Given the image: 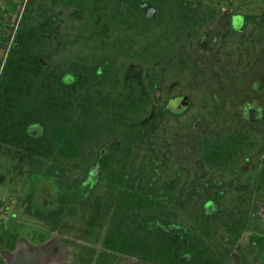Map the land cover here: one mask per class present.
Returning a JSON list of instances; mask_svg holds the SVG:
<instances>
[{"label": "flooded vegetation", "instance_id": "af4514ba", "mask_svg": "<svg viewBox=\"0 0 264 264\" xmlns=\"http://www.w3.org/2000/svg\"><path fill=\"white\" fill-rule=\"evenodd\" d=\"M144 9L147 12V8ZM54 57L43 53L38 56L40 69L29 70L23 66L18 73L21 76L49 75L69 79L66 82L70 86H56L54 90L58 93L69 90L72 94L73 107L80 109L75 124L79 126L77 131L82 133L78 134L79 140L73 149L46 150L43 145L47 122L44 109H39L37 118L30 119L27 108L20 117L7 118L9 141L25 143L22 149H15L14 156L22 164L16 166V172L25 173L28 183L21 202L17 198L10 203L0 199V264H264V197L246 199L251 205V215L244 230L234 229L232 221L221 213V208L216 215L219 219L215 221L213 217L211 225L203 207L197 233L188 229L190 224L185 211L183 233H174L172 227L176 223L172 220L171 229L160 233L164 240L158 245L147 244L150 234L158 232L152 231L147 237V233L140 229L141 184L136 181V171L140 169L141 151L134 145L132 157L126 148L128 138L134 137L139 142L138 136L131 135L127 129L140 122V104L131 105L132 102L127 101L136 98L133 94L127 95V91H132L131 87L117 82L100 84L104 83V74L108 76L109 72H92L101 78L94 81L99 85L78 86L76 83L83 71L60 70L53 62ZM143 75L138 71L131 76L140 83L139 77ZM262 77L264 84V70ZM183 87V93L191 90L188 85ZM139 89L137 86L135 91ZM176 89L173 85L154 87L151 112L154 116L157 110L167 109L166 118L171 130L176 125L178 131V127L186 131L190 111L195 108L204 111L207 105L202 95L197 104H193L188 94L173 95ZM251 96L264 110V85L262 102L254 92ZM211 106L213 104L208 103V107ZM16 115L12 113V116ZM82 115L86 119L81 118ZM200 119L198 123H201ZM80 121L85 122L86 127ZM184 137L186 135L181 136L183 142ZM176 141L177 136L169 137L166 151L170 157L177 151ZM237 144L236 139L232 149L213 151L217 164L213 168L206 160L207 152H201L197 168L201 173L199 196H192L197 198L199 205L207 201L206 188L254 189L253 177L264 169V151L248 149L252 144L250 141L244 149L237 148ZM85 145H89L87 149L82 148ZM60 158H71V163ZM169 163L168 168L172 171L178 168L173 166V158ZM182 169L186 171L189 167ZM131 172L133 176H130ZM179 183L173 189L182 190L183 203H195L189 197L188 181L183 177ZM173 185L171 183V187ZM238 201L235 196L212 199L216 205H236ZM170 202L173 204L178 200ZM255 203L258 205L256 209L253 208ZM7 224H14V227L7 230ZM142 233L146 245H142ZM181 242L182 245L178 246L177 243Z\"/></svg>", "mask_w": 264, "mask_h": 264}, {"label": "trees", "instance_id": "16d2710c", "mask_svg": "<svg viewBox=\"0 0 264 264\" xmlns=\"http://www.w3.org/2000/svg\"><path fill=\"white\" fill-rule=\"evenodd\" d=\"M177 1L179 5L176 7L179 10L174 12L176 17L173 32L177 43H182L184 46L173 56L174 60H170V58L167 60V68L177 71L176 73L183 76L185 84L191 90L201 93L199 94L204 97L206 109L190 115L186 131L179 127L178 131L176 125L171 130L172 127L166 118L167 109L157 110L154 116L151 112L154 87L169 85L168 77L171 78L169 73L152 75L153 79L148 83L143 76L139 77L140 83L139 79L126 76L122 84L131 87L132 91H127V95L133 94L136 98L127 101H131V105L136 102L140 104V116L144 110L147 111L146 118L140 119V122L127 129L131 135L136 134L138 136L139 142L134 140V137L131 140L128 138L126 148L132 157L134 156V145H136L137 150L141 151L140 169L136 171L138 173L136 181L141 184L142 215L140 229L147 233V237L152 231L158 232L150 234V242L147 243L149 245H158L159 241L164 240L160 233H166L167 230L171 229L172 220L176 223L172 227L174 233H183L185 211H187L188 220L191 219L192 221L188 229L191 233H197L203 207L211 225H213L214 220L219 219L216 215L221 208V213L224 217L226 216L228 221H232L234 229L244 230L247 228L251 215V205L249 202L247 204L246 199L253 196L254 198L264 197V169H260L253 177V190H215L210 187L206 188L205 198L207 201L204 205H199L197 198H192V196L198 197V191H200L198 183L201 173L197 168H199L198 160L202 156L201 152H207L205 154L206 160L213 168L217 165L213 151L232 149L236 139L239 149H244L247 141H250L252 144L248 149L264 151V110L258 103L259 106L254 108L257 113L252 117L241 107L248 101L251 85L256 84L255 82L259 83V81L261 83L256 85L253 92L258 95L259 101L261 99L262 102L264 16L243 15V27L235 29L232 26L234 16L230 13L194 7L187 4V0ZM7 9L12 10L11 7ZM119 10L117 14L122 16L131 9L124 5L119 7ZM38 21L31 28L28 26V28L17 31L11 44H8L9 40L7 41L6 33L3 31L0 33V50H4V59L0 62V97L4 98V102H0V110H17V106L20 104L19 107L23 109L21 112L27 111V108L30 111L29 118H33L34 115L31 112L45 108L48 124L50 118H57L60 120V126L62 122V126L65 127V122L68 120L66 112L68 108L73 107L72 94L69 93V90L58 93L55 92L54 88L56 86H70L71 84L66 82L69 79L65 80L49 75L44 77L39 75L21 76L18 73V70H22L23 66L29 70L40 69L38 56L43 53L54 56L59 47L56 44L60 32L58 21L53 18V25H50L49 22ZM0 23H3L2 19H0ZM248 29L250 33L247 32ZM223 33L228 34V36L231 33L245 34V36L239 39L235 47L237 49L232 52L230 47H225L228 36ZM232 41L234 40L232 39ZM80 68L87 69L83 66ZM165 71L167 72V70ZM173 77L175 78V74ZM86 78V75L79 74L76 84L87 86L85 85ZM170 82L172 83V78ZM137 86H140V89L135 91ZM240 88L242 89L239 90ZM40 96L42 97L40 98ZM219 102H221L220 105L217 104ZM208 103H212L213 106L208 107ZM28 104L29 106L26 107ZM236 104L241 106L233 110L228 109L229 105L234 106ZM75 118L76 114L74 113L71 116L72 120L69 122L70 125L66 134L64 130L59 129L57 136L58 140L63 141L62 145L58 146L59 143L52 145L50 150L63 151L75 148V143L79 140L78 134L82 133V131H77L79 126L76 127ZM81 118L86 119L83 115ZM199 119L201 123H198ZM80 124L86 127L85 122L80 121ZM182 135H186L184 137L185 142L182 141ZM170 136L178 137V141L174 144L177 151L173 157L168 156L166 151ZM32 142L31 139L30 143ZM184 151H188V153L185 154ZM208 152L212 154H208ZM171 158L174 159L173 166L178 167L174 171L168 166ZM182 167H189V170L185 171ZM133 175L134 173L131 172L130 176ZM183 177L190 185L189 197L195 203L190 202L185 205L183 203L185 196L182 194V190L173 189L180 184L179 182L183 181ZM128 179L134 181L133 178ZM171 183H174L173 187H171ZM218 196L221 198L235 196L239 201L236 205L226 203L216 205L212 199L215 200ZM172 199L178 200V202L171 204ZM257 207L258 205L255 203L253 208L256 209ZM144 233H142V245H146ZM182 243H177V245H182Z\"/></svg>", "mask_w": 264, "mask_h": 264}, {"label": "rangeland", "instance_id": "374dc122", "mask_svg": "<svg viewBox=\"0 0 264 264\" xmlns=\"http://www.w3.org/2000/svg\"><path fill=\"white\" fill-rule=\"evenodd\" d=\"M144 2H150L157 8L154 19L147 17L146 9L141 8V4ZM187 4L208 11L230 13L234 16L235 29L243 27V15L264 16V0H187ZM124 5L129 6L131 10L120 16L117 12L120 11L119 7ZM178 5L177 0H0V19L3 22L0 23V33L5 32L7 41L9 40L8 44H11L17 31L28 28V26L29 28L33 27L38 20L53 25L52 19L55 18L59 23L60 32L56 43L59 47L55 51L53 62L60 70L83 71L87 77L85 83L87 86L99 85L94 81L101 78L92 75V72L98 70L109 72L108 76L104 74V83H100L101 85H112L113 82L121 85L126 76H131L138 71L144 73L143 77L146 83L153 79L152 75L169 73L172 83L169 77V82L167 80L166 82L169 83V87L171 85L177 87L176 90H173L174 92L171 91L172 94H188L193 104H197L199 100L201 101V95L192 90L183 93L182 91H185L183 86L186 85L183 76L176 73L177 71L167 68V60L169 58L174 60L173 56L184 46L182 43H177L173 32L176 17L174 12L179 10L176 7ZM8 7H11L12 10H8ZM251 27L253 26L251 25ZM247 32L250 33V30L248 29ZM223 34L228 36L226 33ZM243 36L245 34H229L225 47H230L234 52L237 49L235 48L237 42ZM3 51L0 50V62L4 59ZM47 51L49 52V49ZM81 66L87 69H81ZM165 70L167 72H164ZM255 83L249 88L248 101L244 105H229L228 109L233 110L241 106L250 114H256L257 110L254 108L259 105L251 94L256 85L261 82ZM0 102H4V98L0 97ZM18 105L20 106V104ZM19 106H17V110L13 111H5L2 108V111L0 110V199L6 203L16 200L21 202L27 191V175L16 172V166L22 164L14 156L15 149H22V145L25 143L9 141V126L6 122L7 118L20 117L23 109ZM39 111H33L34 118L38 117ZM199 111L198 108H195L190 111V114H197ZM14 112L18 115L12 116ZM79 112L80 109L68 108L66 112L68 120L65 122V127L62 126V122L60 126V120L57 118H50L49 124L46 122V133L43 138L46 150L47 148L50 150L52 145L58 143V146L62 145L63 141L58 140L57 136L59 129L64 130L66 134L72 114ZM146 116L147 111L144 110L141 119ZM88 146L85 145L82 148L87 149ZM60 159L65 163H71V158ZM188 223L192 224L191 219L188 220ZM13 227L14 224L6 225L7 230H11Z\"/></svg>", "mask_w": 264, "mask_h": 264}, {"label": "water", "instance_id": "95a60500", "mask_svg": "<svg viewBox=\"0 0 264 264\" xmlns=\"http://www.w3.org/2000/svg\"><path fill=\"white\" fill-rule=\"evenodd\" d=\"M141 8H147L146 15L147 17L154 19L157 14V8L152 5L150 2H144L141 4Z\"/></svg>", "mask_w": 264, "mask_h": 264}]
</instances>
